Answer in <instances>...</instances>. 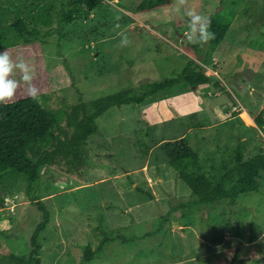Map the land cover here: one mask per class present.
Listing matches in <instances>:
<instances>
[{
    "label": "rangeland",
    "instance_id": "rangeland-1",
    "mask_svg": "<svg viewBox=\"0 0 264 264\" xmlns=\"http://www.w3.org/2000/svg\"><path fill=\"white\" fill-rule=\"evenodd\" d=\"M143 1H106L62 24L60 0H12L29 28L51 32L46 43L24 48L12 44L11 8L0 10V45L35 71L41 64L52 92L70 104L161 81L181 70L186 54L199 62L202 54L186 51L192 43L187 11L220 20L231 11L235 16L204 65L223 88L188 86L108 109L97 119L99 134L83 145L82 185L78 176L75 182L55 169L42 171L30 189L19 174L0 180V245L10 252L29 254L30 235L42 221L30 199L38 198L50 215L39 237L41 264H80L86 245L95 255L84 264H212L232 247L256 246L264 254V173L256 192L187 206L196 197L161 149L185 137L202 162L221 160L239 142L245 158L264 151V0H186L179 10L171 0L138 12ZM117 16L120 29H114ZM119 32H126L128 46L120 45Z\"/></svg>",
    "mask_w": 264,
    "mask_h": 264
},
{
    "label": "trees",
    "instance_id": "trees-1",
    "mask_svg": "<svg viewBox=\"0 0 264 264\" xmlns=\"http://www.w3.org/2000/svg\"><path fill=\"white\" fill-rule=\"evenodd\" d=\"M106 1L111 0H60L59 21L62 24H70ZM170 3L171 0H144L137 10L148 12ZM3 5L11 8L10 11L14 15L9 26L13 34L12 44L24 48L33 43H46L45 39L50 31L42 35L39 29L29 28L26 18L21 15L24 11L13 7L12 0L0 3V10ZM219 10L222 11L221 8ZM227 16L221 20L209 16L210 30L215 33V39L203 46L191 43L186 48L191 55H203L199 62L186 54L185 63L179 72L161 81L149 82L136 91L130 89L111 93L90 101L80 98L78 104H70L55 90L52 92L46 69L41 64L35 66L37 70H34L33 84L39 89V98H29L21 82L15 98L11 102L0 104V180L19 174L26 178V185L30 189L41 177L42 171L55 169L79 182L76 176L82 173L84 165L83 145L92 135L99 134L97 119L111 107L141 105L161 93H172L178 88L188 86L197 88L210 83L218 89L223 88L222 84L207 73L204 65L212 49L224 40L235 17L232 11ZM46 17L48 19L43 22L49 24L50 16ZM5 47L6 43L0 45L2 49ZM35 50L41 52L38 48ZM13 78L19 80V73H14ZM161 149L171 168L176 171L177 177L196 197V200L187 203V206L215 205L259 190V179L264 173V151L245 158L244 142H239L230 152L224 151L219 161L207 158L206 162H202L201 156L191 148L185 137L165 141ZM79 178L81 180V176ZM83 183L81 180L79 184ZM28 194L30 195V192ZM30 200L42 212V221L36 224L29 238L31 250L28 255H19L0 245V262L4 264H41L42 245L39 237L49 224L50 215L42 200ZM108 239L102 241L98 249L102 248ZM94 255L91 246L86 245L80 264L91 261ZM258 259L264 261V254L260 255L256 246L248 247L246 251L241 247H232L225 249L212 264H245Z\"/></svg>",
    "mask_w": 264,
    "mask_h": 264
},
{
    "label": "clouds",
    "instance_id": "clouds-1",
    "mask_svg": "<svg viewBox=\"0 0 264 264\" xmlns=\"http://www.w3.org/2000/svg\"><path fill=\"white\" fill-rule=\"evenodd\" d=\"M185 4L186 0H176L178 10L179 6ZM186 17L189 25L188 39L192 43L203 46L210 40L215 39V33L210 30V17L197 13L194 10L187 11ZM115 19L117 23L114 25V29H120L121 25L118 23L120 17L117 16ZM117 34L120 36V45L122 47H126L131 43L126 32H119ZM14 73H19V80L13 78ZM33 80L34 69L28 61L23 57H17V59L13 60L7 48L3 52H0V104H6L15 98L21 82L25 86L27 96L32 100H37L39 98V89L33 84Z\"/></svg>",
    "mask_w": 264,
    "mask_h": 264
},
{
    "label": "bare ground",
    "instance_id": "bare-ground-1",
    "mask_svg": "<svg viewBox=\"0 0 264 264\" xmlns=\"http://www.w3.org/2000/svg\"><path fill=\"white\" fill-rule=\"evenodd\" d=\"M245 115H243L242 117H244ZM246 118H249L247 115H246ZM249 120H250V118H249Z\"/></svg>",
    "mask_w": 264,
    "mask_h": 264
}]
</instances>
